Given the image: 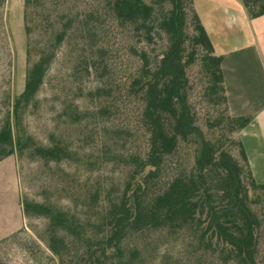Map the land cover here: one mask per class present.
<instances>
[{
  "label": "trees",
  "instance_id": "1",
  "mask_svg": "<svg viewBox=\"0 0 264 264\" xmlns=\"http://www.w3.org/2000/svg\"><path fill=\"white\" fill-rule=\"evenodd\" d=\"M242 2L264 15V0ZM24 22L25 86L0 126V162L72 157L22 127L62 51L73 85L94 81L90 115L109 125L123 172L71 186L70 209L22 201L26 218L47 219L41 237L59 264H155L165 240L180 243L178 264H264V184L240 137L252 117L230 113L223 58L194 0H25Z\"/></svg>",
  "mask_w": 264,
  "mask_h": 264
},
{
  "label": "rangeland",
  "instance_id": "2",
  "mask_svg": "<svg viewBox=\"0 0 264 264\" xmlns=\"http://www.w3.org/2000/svg\"><path fill=\"white\" fill-rule=\"evenodd\" d=\"M24 3L25 0H0V126L25 86ZM69 74L63 65L62 51H59L36 105L24 114L22 127L40 145L62 141L71 150L72 157L59 163H47L29 152L23 156L13 155L17 161L22 201L28 199L70 209L73 208L71 186L84 189L87 185L117 182L123 177L122 166L112 154L110 156V152L116 151L115 146L105 145V130L109 125L90 115L92 103L86 94L94 89V81L81 85L84 90L80 91L70 81ZM75 113L80 114L81 124L72 123ZM11 161L0 166V264H59L41 237L48 227L46 218L25 217L18 232L6 239L2 237L4 230L14 222L8 209L12 196ZM167 251L174 258L180 255V243L161 242L158 252L153 253L154 263L158 264ZM176 261L175 258L168 263L178 264Z\"/></svg>",
  "mask_w": 264,
  "mask_h": 264
},
{
  "label": "crops",
  "instance_id": "3",
  "mask_svg": "<svg viewBox=\"0 0 264 264\" xmlns=\"http://www.w3.org/2000/svg\"><path fill=\"white\" fill-rule=\"evenodd\" d=\"M198 15L214 50L223 58L222 69L230 113L251 116L241 132L256 181L264 184V15L252 18L242 0H194ZM13 171L10 207L13 224L4 239L18 232L25 216L19 192L17 161L10 156Z\"/></svg>",
  "mask_w": 264,
  "mask_h": 264
}]
</instances>
